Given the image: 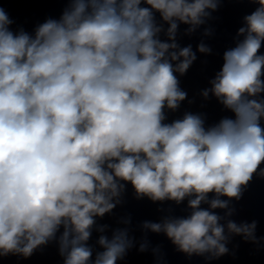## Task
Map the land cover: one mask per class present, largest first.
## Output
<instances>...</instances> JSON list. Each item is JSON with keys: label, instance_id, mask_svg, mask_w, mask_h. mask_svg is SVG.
Returning <instances> with one entry per match:
<instances>
[{"label": "clouds", "instance_id": "9594fccd", "mask_svg": "<svg viewBox=\"0 0 264 264\" xmlns=\"http://www.w3.org/2000/svg\"><path fill=\"white\" fill-rule=\"evenodd\" d=\"M255 2L247 28L239 29L247 35L224 53L213 81L233 117L208 129L194 115L162 123L165 103L174 109L185 93L165 58L177 46L155 38L161 29L153 10L170 23L171 38L176 20L202 23L213 0H143L150 7L142 0H73L34 39L14 34L0 8V255L29 256L63 224L65 264H88L92 250L84 242L93 216L114 207L117 178L154 201L194 194L190 217L145 227L164 231L185 253L224 254L221 217L199 205L208 193L239 198L264 162V103L248 99L264 91V0ZM179 57L176 71L183 73L195 55L190 47L171 53ZM226 207L211 201L213 209ZM227 228L251 236L255 223L229 221ZM99 243L104 251L94 264H116L130 245L124 231Z\"/></svg>", "mask_w": 264, "mask_h": 264}]
</instances>
